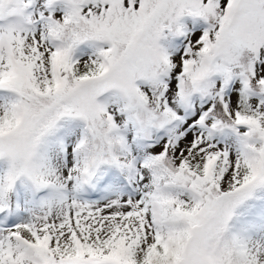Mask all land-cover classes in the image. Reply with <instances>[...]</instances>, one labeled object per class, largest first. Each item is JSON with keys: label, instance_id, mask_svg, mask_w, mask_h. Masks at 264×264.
I'll return each mask as SVG.
<instances>
[{"label": "rangeland", "instance_id": "obj_1", "mask_svg": "<svg viewBox=\"0 0 264 264\" xmlns=\"http://www.w3.org/2000/svg\"><path fill=\"white\" fill-rule=\"evenodd\" d=\"M0 18V117L11 99L20 108L3 155L23 145L30 158L0 161V264H46L39 248L58 256L109 240L140 263L176 205H210L249 171L255 190L237 209L241 197L219 200L225 218L207 235L208 219L193 228L183 264H227L209 245L222 225L241 259L264 264V0H0ZM110 135L121 157L98 159ZM148 156L177 174L159 194ZM110 246L92 261L112 259Z\"/></svg>", "mask_w": 264, "mask_h": 264}, {"label": "trees", "instance_id": "obj_2", "mask_svg": "<svg viewBox=\"0 0 264 264\" xmlns=\"http://www.w3.org/2000/svg\"><path fill=\"white\" fill-rule=\"evenodd\" d=\"M103 59L107 60L105 54L103 55ZM0 81L3 82V78H0ZM19 110V101L11 100L7 102L5 110L0 117V154L5 153L3 143L9 139L12 133H14L16 122L15 118H17V113H19ZM53 140L54 139H52V141ZM14 145L15 144L10 141V146L13 147ZM29 146L30 144L27 146V155H29L30 153ZM243 147L255 170L259 167L260 164L257 150L254 149L253 145H250L245 141L243 142ZM101 149L102 154L98 157V159H100V157L104 154L109 155L111 158L120 157L119 140L113 135H110L108 138V146H101ZM24 150L25 149L23 145H16V147L12 151L10 149V152L12 154L19 155L22 160V165H24L26 161L30 160V158L28 159V156L26 157ZM81 150L84 156V163L87 167L90 168L94 159L97 157V153H95L93 150V143L89 135H86L85 140L81 145ZM145 164L150 170L156 194L168 190L169 187L174 184L177 174L174 172L170 173L167 167L161 163L159 157L148 156L146 157ZM204 168H206V166H204ZM95 170L96 169H94V171ZM216 171L217 168L214 167L213 170L210 169L207 173L208 178H210L212 174L213 176L209 179L210 183L207 182V186L203 187V192H212L211 190H213V188L211 187V184L214 180H216V177L218 175V173H215ZM252 175L253 173L251 171L246 173L243 176L240 189L235 191L231 195L223 196L221 194H215L212 197L210 203L211 206L208 205L209 203L203 205L202 207H196L195 205H193L190 208L176 205V207L171 210V212L174 213L175 211L176 215H178V217H176L175 223L169 226V231L167 235L162 238L159 248L152 247L145 250L144 258L140 263H136L132 258V255L130 253H127L125 250L117 247V249L111 247V244H115V241L111 240H109L105 244L102 243L98 246L96 245L95 247H92L89 244L79 245L75 248V251H68V253L64 255L60 253L58 254V256H55V253L48 252L40 248L38 249V253L46 264H81L83 260L90 262L89 264H92L91 262L103 261H92V259H97V254L104 248V246H110L111 248L109 249V251L113 253L111 255L112 259H110L109 261L114 264H183L188 253L187 246L193 228H200L201 225L204 224L205 220L208 219V221L204 225L205 230H207V235L211 232L212 226L210 227V225L213 224L214 226V222L218 218H225L224 210L226 209H221L218 206L219 200L222 197H228L232 200H235L237 197H241L242 200L238 204L233 205V207L237 209L240 204L246 200L249 193L252 190H255L254 185L259 179L253 178ZM258 178L263 179L264 176H261V174H259ZM249 186L251 189L249 188ZM220 230H222V232H217L214 236H210V239L212 238V241L209 242V245L215 248V246L218 244V248L216 250L220 251L222 255H225L227 264H247L245 260L240 258L239 254L233 248L232 241L225 232V226L222 225ZM71 256H73V258H71ZM82 258L83 260H81ZM86 258L87 260H85Z\"/></svg>", "mask_w": 264, "mask_h": 264}]
</instances>
